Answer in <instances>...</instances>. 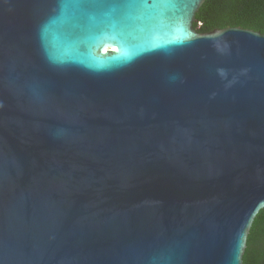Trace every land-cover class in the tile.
I'll return each mask as SVG.
<instances>
[{
	"label": "water",
	"instance_id": "obj_1",
	"mask_svg": "<svg viewBox=\"0 0 264 264\" xmlns=\"http://www.w3.org/2000/svg\"><path fill=\"white\" fill-rule=\"evenodd\" d=\"M204 1L0 0V264H243L264 33Z\"/></svg>",
	"mask_w": 264,
	"mask_h": 264
},
{
	"label": "trees",
	"instance_id": "obj_2",
	"mask_svg": "<svg viewBox=\"0 0 264 264\" xmlns=\"http://www.w3.org/2000/svg\"><path fill=\"white\" fill-rule=\"evenodd\" d=\"M196 19L199 32L239 26L264 33V0H205ZM243 264H264V208L251 226Z\"/></svg>",
	"mask_w": 264,
	"mask_h": 264
}]
</instances>
